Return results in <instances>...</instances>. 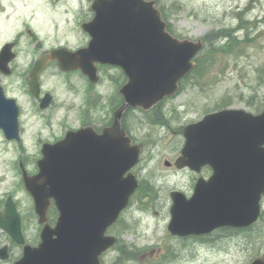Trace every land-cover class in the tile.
Returning a JSON list of instances; mask_svg holds the SVG:
<instances>
[{
    "label": "water",
    "instance_id": "95a60500",
    "mask_svg": "<svg viewBox=\"0 0 264 264\" xmlns=\"http://www.w3.org/2000/svg\"><path fill=\"white\" fill-rule=\"evenodd\" d=\"M91 7L94 17L82 24L91 36L88 45L43 54L30 74L31 90L39 95L40 73L54 59L62 70L80 69L92 82L100 78L98 63L111 64L127 76L120 88L125 101L102 133L83 127L69 130L56 143H44L40 172L27 177V187L43 220L50 198L60 215L55 227L43 228L42 243L27 246L16 264H103L100 255L116 242L107 229L140 183L132 168L140 160L141 146H131L122 124L124 111L128 106L149 110L176 95L180 80L194 69V58L204 48L202 38H179L168 31L156 0H93ZM11 48L12 44L3 47L0 69L7 65L5 56ZM51 100L47 94L41 107ZM12 112L17 113L18 107L14 99L4 98L0 88V126L9 138L19 136ZM184 134L186 143L177 165L199 171L209 164L214 172L209 180H198L190 198L172 192L169 232L202 235L222 226L256 222L264 195V110L254 114L226 108L208 113L186 125ZM0 227L12 231L1 217ZM252 264H264V259Z\"/></svg>",
    "mask_w": 264,
    "mask_h": 264
},
{
    "label": "rangeland",
    "instance_id": "374dc122",
    "mask_svg": "<svg viewBox=\"0 0 264 264\" xmlns=\"http://www.w3.org/2000/svg\"><path fill=\"white\" fill-rule=\"evenodd\" d=\"M92 2L0 0V48L16 38L21 53L18 71L29 72L32 58L37 59L47 50L85 46L90 36L82 24L94 16ZM157 3L177 36L204 39L205 48L199 54L202 59L214 45L212 35L215 37L220 30L235 28L234 34L239 39L248 40L220 51L211 60L201 61L182 81L179 94L164 99L159 109L129 112L133 134L144 144L134 172L147 187L133 195L130 206L110 227L109 233L117 236L119 242L102 255V261L105 264H251L255 259H264V197L261 216L251 227H222L200 239L171 235L168 231L173 203L170 193L180 190L192 196L199 174L171 170L165 164L166 159L174 160L180 155L185 125L223 108L244 109L254 114L264 110V0H157ZM227 39L223 38L220 44ZM98 68L97 83L89 82L81 71L65 72L52 62L41 73L42 90L44 94H52L53 101L48 108L41 109L40 124L36 118L26 130L28 163L37 164L43 142H55L67 130L78 128L86 111L97 115L98 119L94 120L97 124L109 120L112 101L119 95L125 73L114 65L98 64ZM20 99L26 113L34 112L36 106L28 94ZM1 142L0 139V176L4 173L12 178L13 159L23 153L22 148ZM202 175L208 177L207 173ZM150 184L154 190L148 194ZM121 246L137 254L126 259L127 256L120 254Z\"/></svg>",
    "mask_w": 264,
    "mask_h": 264
},
{
    "label": "flooded vegetation",
    "instance_id": "af4514ba",
    "mask_svg": "<svg viewBox=\"0 0 264 264\" xmlns=\"http://www.w3.org/2000/svg\"><path fill=\"white\" fill-rule=\"evenodd\" d=\"M13 43V51L10 52V55L5 56L7 58L8 56H11L8 59V71L5 72L0 70V87L2 88L4 98L14 99L18 107V112L12 113H15V116L13 117H15V121L19 128V136L8 138L5 131L0 126V139L2 140V144H13L16 146V148L21 147L23 153L18 154L13 159L14 164L12 169H14V175L12 176V178H10L8 175H5L4 173H2L3 175L0 176V217L5 221L6 224L11 226V229L13 231L12 232L0 227V264H16V262L21 260V258L24 256L27 246L38 247L42 243V231L45 225L48 224L51 227H54L59 217V210L55 204V200L51 199L46 209V218L43 220L36 209L35 199L27 188L26 178L35 176L39 171V167L38 162L37 164L28 163L29 159L27 158V154L25 153L26 130L29 126H32V121L36 122V118L38 119V124H40V120L42 119V108L40 104L44 92L41 88V92L39 95H35L34 93H32L30 87V72L32 68L29 72H27L26 69L20 72L18 71V62L21 53L18 49V40L16 38L15 40H13ZM37 59H35V57L32 58L31 67H33ZM26 94L29 95V98L36 106L34 112L30 114L25 112V109L21 104L20 98L22 95ZM112 103L113 108L122 106L124 103L123 96L119 93L118 97L114 101H112ZM160 107L161 105L157 107V109H159ZM132 110H135V108H126L122 124L124 129L126 130L127 135L131 138V146L141 144L143 151L144 144L138 142L137 138L133 134V130L131 127V116H129V112H132ZM96 116V114H94L93 116V114H91L89 111H86L84 114L85 118L83 119L84 122H82L78 126V128H76V130L84 126L92 125L97 133H101L103 127L111 125L113 123L114 111L112 110V115L108 121L102 122L100 124L94 122L95 119H98L96 118ZM181 134H183V131ZM179 156L174 160H165V162L169 163L168 169H179L177 166V159L179 158ZM41 157L42 152L40 150V155L38 158L41 159ZM26 163H28V165ZM179 170H187L197 174L196 171L190 170L188 167H184ZM205 173H207L208 177H210L213 173L212 168L208 165L203 166L201 171L198 173L199 176L197 180L204 177L202 174ZM141 186L142 189L147 187L144 182H141ZM153 190L154 187L150 184L148 194ZM199 237L203 236H198L196 238Z\"/></svg>",
    "mask_w": 264,
    "mask_h": 264
},
{
    "label": "trees",
    "instance_id": "16d2710c",
    "mask_svg": "<svg viewBox=\"0 0 264 264\" xmlns=\"http://www.w3.org/2000/svg\"><path fill=\"white\" fill-rule=\"evenodd\" d=\"M240 27H242V26H240ZM234 32H235V28L232 29V30L223 29V30L218 31L215 34V37H214V35H212V39H214V43H213L214 45L211 48V51L209 52L208 56L206 58H204V59L211 60V58H213L220 51L228 50L233 45L238 44V43L242 44L243 42L248 40V38L239 39V37L237 35H235ZM225 37L228 38L227 42H225L224 44H220L219 41H221ZM204 59H202L201 57L198 56V59H197L198 64H197L196 68L200 65L201 61H203Z\"/></svg>",
    "mask_w": 264,
    "mask_h": 264
}]
</instances>
